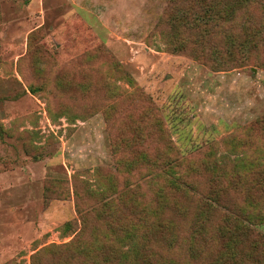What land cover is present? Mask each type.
<instances>
[{
  "label": "rangeland",
  "instance_id": "rangeland-1",
  "mask_svg": "<svg viewBox=\"0 0 264 264\" xmlns=\"http://www.w3.org/2000/svg\"><path fill=\"white\" fill-rule=\"evenodd\" d=\"M70 242L264 264V0H0V264Z\"/></svg>",
  "mask_w": 264,
  "mask_h": 264
},
{
  "label": "trees",
  "instance_id": "trees-1",
  "mask_svg": "<svg viewBox=\"0 0 264 264\" xmlns=\"http://www.w3.org/2000/svg\"><path fill=\"white\" fill-rule=\"evenodd\" d=\"M201 25H206V24H201ZM164 154H161V156L163 155V159L166 157H169L167 155L166 152H162ZM169 160L167 163H165L164 161V165L163 167H166L165 169L169 168L170 166H172V160L171 159H166ZM170 162V163H169ZM77 195V194H75ZM77 210L78 212L81 214V209L78 207L77 204ZM113 221L115 222L114 225L111 227L112 232H116V229L122 228V222L120 221V219L117 218H113ZM64 228L71 226V222H66L64 225ZM132 228H128L124 231L123 235H121V237H117L116 239H118V241H121V239H125L126 237L132 235ZM63 248H71L72 251L69 252V256L67 259V264H76L78 262V264H137L136 261H132L129 263H125L124 259L126 258V256L128 255L129 252H134V248L133 249H121L120 250V254L116 257L115 255V251L113 249H110V247H102V248H98L96 247V245H91L88 248L86 247H77V244L75 243H68V244H64L62 245ZM77 248V249H76ZM80 248V249H78ZM40 253L35 252L34 254H32L31 256V260L33 262V264H37L39 257H40ZM64 264V263H63Z\"/></svg>",
  "mask_w": 264,
  "mask_h": 264
}]
</instances>
